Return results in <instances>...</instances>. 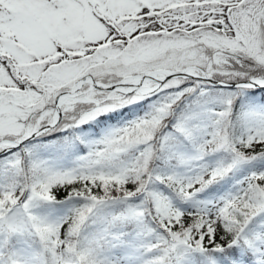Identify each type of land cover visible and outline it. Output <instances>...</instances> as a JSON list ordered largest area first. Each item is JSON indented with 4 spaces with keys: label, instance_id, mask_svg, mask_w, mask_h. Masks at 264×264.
<instances>
[{
    "label": "snow or ice",
    "instance_id": "1",
    "mask_svg": "<svg viewBox=\"0 0 264 264\" xmlns=\"http://www.w3.org/2000/svg\"><path fill=\"white\" fill-rule=\"evenodd\" d=\"M0 264H264V0H0Z\"/></svg>",
    "mask_w": 264,
    "mask_h": 264
}]
</instances>
